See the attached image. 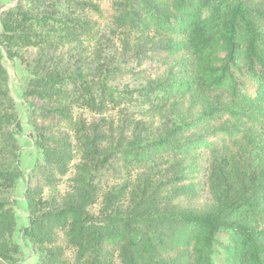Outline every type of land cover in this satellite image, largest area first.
I'll return each mask as SVG.
<instances>
[{"label": "trees", "instance_id": "16d2710c", "mask_svg": "<svg viewBox=\"0 0 264 264\" xmlns=\"http://www.w3.org/2000/svg\"><path fill=\"white\" fill-rule=\"evenodd\" d=\"M0 47L29 73L34 264H264V0H0ZM2 59L0 264H17Z\"/></svg>", "mask_w": 264, "mask_h": 264}, {"label": "rangeland", "instance_id": "374dc122", "mask_svg": "<svg viewBox=\"0 0 264 264\" xmlns=\"http://www.w3.org/2000/svg\"><path fill=\"white\" fill-rule=\"evenodd\" d=\"M4 7L10 6L14 0H1ZM97 37V36H96ZM3 54L2 62L6 67L9 75L8 86L10 95L15 101L18 112V121L14 128V133L20 145L19 165L21 168V178L17 182L14 195V209L17 216V228L14 234L16 242L20 246V255L17 264H34L37 260V254L34 253L30 246V242L26 234V226L28 224L26 203L23 198V190L27 182V178L31 169L37 160L39 153L36 147V137L32 126L28 120L29 105L23 98V86L29 77L28 71L25 69L22 62L17 59L8 58L3 49L0 47ZM117 88L131 91L135 88V82H132L128 77H124L112 83ZM68 182H66L67 184ZM63 186H61V189Z\"/></svg>", "mask_w": 264, "mask_h": 264}]
</instances>
